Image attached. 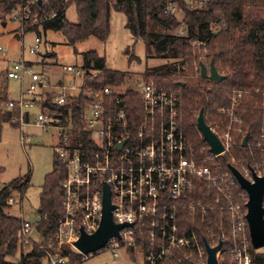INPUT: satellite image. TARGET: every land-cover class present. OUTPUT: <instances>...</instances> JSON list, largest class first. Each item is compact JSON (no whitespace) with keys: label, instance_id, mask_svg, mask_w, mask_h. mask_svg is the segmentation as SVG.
<instances>
[{"label":"built area","instance_id":"obj_1","mask_svg":"<svg viewBox=\"0 0 264 264\" xmlns=\"http://www.w3.org/2000/svg\"><path fill=\"white\" fill-rule=\"evenodd\" d=\"M36 1L23 0L13 12L22 35L25 26L42 22L34 15ZM208 1L186 0V7L191 11L203 9ZM167 12L177 14L179 10L172 7ZM40 42L37 36L31 53L38 51ZM0 52L5 54L2 48ZM6 75L21 84L19 97L6 105L19 113L15 120L19 122L22 145L30 141L23 130L27 125L52 134L56 139V161L65 170L61 185L64 217L56 233L58 247L49 264H66L64 247L76 250L84 261L92 255L81 254L74 243L81 230L93 235L99 229L105 185L110 189L114 223L132 227L122 229L119 237L112 238L96 253L109 250L117 259L121 250L140 249L144 264H207L206 241L202 242L195 232H186L179 224L183 212L194 214L201 210L205 220L207 208L196 200L204 185L214 192L216 204L223 202L221 210L226 212L231 226L233 248L227 251L223 247V235L218 264H252L247 208L242 205L244 196L236 194L240 186L230 170L224 171L216 163L238 143L235 136L242 133L244 123L239 109L250 91H232L227 97L229 106L218 109L223 117L221 125L210 128L222 143L224 153L214 156L208 145L196 153L182 129L183 97L177 87L143 77L131 85H89L87 81L100 73L83 66L63 67L62 76L53 82L47 70H37L24 58L10 66ZM199 76L203 79L200 66ZM34 110L37 112L32 120ZM263 141L264 127L257 144L264 159ZM263 168L264 160L251 168L242 167L240 173L253 182L254 175L263 176ZM17 203L10 199V204ZM210 209L215 210V206ZM32 229V223L25 221L19 235L24 249L31 245ZM178 254L184 255L183 260ZM132 260L135 262L136 258Z\"/></svg>","mask_w":264,"mask_h":264},{"label":"trees","instance_id":"obj_2","mask_svg":"<svg viewBox=\"0 0 264 264\" xmlns=\"http://www.w3.org/2000/svg\"><path fill=\"white\" fill-rule=\"evenodd\" d=\"M22 3L23 0H0V20L11 15ZM70 5L75 7L78 23L67 20ZM172 7L184 13L182 22L177 20V14L167 12ZM113 10L126 16V28L133 38L144 41L149 57L164 61L161 66L145 72V77L152 74L163 78L176 77L185 66L192 69L194 62L200 66V63L208 65L212 60L225 77L222 82L214 83L200 77L197 80L186 78L181 71V78L166 85L182 91V129L196 153L208 147L196 127L199 113L203 112L208 126L221 125L223 117L218 109L229 106V94L234 90L251 92L243 98L239 109L244 123L242 133L235 136L238 143L229 153L219 157L217 163L224 171H229V166L241 171L242 167L261 164L264 159L257 144L264 127V0H209L205 8L194 11L187 9L186 0H42L41 3L36 1L34 9V15L42 22L33 27L25 26L23 31L36 32L38 36L41 31L62 32L72 47L90 38L105 41L110 34ZM182 25L185 26L182 35L176 34ZM194 43L204 45L209 53L201 58L192 48ZM83 67L100 73L87 81L89 85L104 87L132 83L128 74L108 69L105 59L94 51L83 54ZM7 80V75L2 80L0 74V141L4 125L17 127L14 120L19 117L17 110L4 107L9 100ZM40 104L44 111V102ZM247 132L249 142L243 147L240 140ZM2 172L0 166V175ZM64 178L65 170L55 160L54 169L46 176L40 193L38 221L32 226L41 240L28 252L24 251L19 237L25 220L9 215L7 210L14 194L23 198L29 175L18 177L0 189V264H49L58 247L56 233L64 217L61 191ZM201 187L202 194L196 200L207 208L205 220L201 210L194 214L183 212L180 226L188 233L195 232L202 242L220 243L224 235L227 241L223 242V247L232 245L231 226L226 212L221 210L223 202L216 204L214 192L206 190L204 185ZM236 191L244 196L242 205L245 207V192L241 188ZM214 206L215 210H211ZM129 253L132 255L133 250L130 249ZM250 253L252 264H264V253L253 249ZM16 257L18 261L11 260ZM63 257L66 264H84L82 256L69 247L63 248ZM178 257L183 260L184 255L178 254ZM182 263L190 264V261Z\"/></svg>","mask_w":264,"mask_h":264},{"label":"rangeland","instance_id":"obj_3","mask_svg":"<svg viewBox=\"0 0 264 264\" xmlns=\"http://www.w3.org/2000/svg\"><path fill=\"white\" fill-rule=\"evenodd\" d=\"M13 14L8 15L4 20H0V48L5 51V54L0 52L2 80H5L7 69L24 58L26 61L39 60V63L35 64L37 70L43 67L44 69H52L54 74H52L51 80L54 82L62 76L63 67H82L83 54L90 51L97 52L100 57H103L108 69L128 74L131 77V82H136L141 77L147 80L152 78L158 84L166 86L181 78L182 75L179 74L181 71L187 75L186 78L197 80V77H200L199 66L194 60L192 61L194 62L192 69L190 66H185L176 77L163 78L153 74L145 77L143 75L145 72L161 66L164 61L149 57L144 41L133 38L126 28L127 19L122 12L112 11L110 34L105 41L90 38L72 47L68 45L62 32L47 31L45 33L41 31V36H39L41 42L36 53H31L30 50L36 45L38 34L28 32L22 35L20 24L13 19ZM66 16L69 22L78 23V16L73 5L68 7ZM176 17L179 22H182L185 15L179 11ZM184 27L182 25L176 34L182 35ZM16 35H19V38ZM192 48L201 55V58L209 53V50L201 44H193ZM7 84L9 100H16L19 97L21 84L14 80H7ZM4 107L9 109L6 104ZM36 112L37 110L31 112L32 120H34V113ZM14 123L17 127L11 124L4 125L0 141V166L3 168L0 175V189L18 177L29 175L22 202H20V195L14 194L13 198L18 203L11 204L7 213L13 217L22 218L32 223L33 226L38 221L42 186L46 176L54 169L56 139L52 134H45L41 129L27 125L23 130L29 136L30 141L24 146L20 141L19 122L14 120ZM261 173L264 175V168L261 169ZM40 240L37 232L32 229L30 232L31 245L27 249L23 248L24 251H30L34 243H40ZM230 248H233V241L232 245L225 247L227 251ZM69 249L77 253L76 250ZM258 252L264 253V248ZM132 258H136V261L134 262ZM11 260L18 261V257ZM83 262L84 264H144V257L140 249L133 251L132 255H130L129 250H121L119 258L115 259L108 250L104 253H94L87 261L83 260Z\"/></svg>","mask_w":264,"mask_h":264},{"label":"water","instance_id":"obj_4","mask_svg":"<svg viewBox=\"0 0 264 264\" xmlns=\"http://www.w3.org/2000/svg\"><path fill=\"white\" fill-rule=\"evenodd\" d=\"M37 1L38 3L42 2V0ZM16 37L19 38V35H16ZM200 75L203 79L216 83H220L225 79L216 69L214 60H212L208 66L204 63H200ZM179 86L183 87L184 83H179ZM196 125L204 142L209 146L210 153L214 156H221L224 153V147L217 135L211 130L210 126L205 123L202 111L199 113ZM248 138L249 132H247L243 138V147H246ZM121 146L122 144L119 145V147ZM229 170L240 188L248 197V202L246 204V220L249 227L252 248L255 251L261 250L264 248V175L262 177L254 175L253 182H251L233 166H229ZM113 210L114 207L111 204L110 189L105 185L103 215L99 229L93 235H87L81 230L79 240L74 243V247L81 254L87 256L100 251L112 238L119 237L122 229L132 227L130 224H115L112 219ZM205 247L208 256L207 264H218L217 253L221 250L222 243L220 242L217 246L211 247L205 242Z\"/></svg>","mask_w":264,"mask_h":264},{"label":"crops","instance_id":"obj_5","mask_svg":"<svg viewBox=\"0 0 264 264\" xmlns=\"http://www.w3.org/2000/svg\"><path fill=\"white\" fill-rule=\"evenodd\" d=\"M16 33H17V32H16ZM27 62L30 63V64H34V65H35L36 63H39V60H37V59H36V60H33V61H28V60H27ZM40 69H44V67H43V68H40ZM44 70H47V72H48L49 74H51L50 77L52 76V74H54L52 69H49V68H48V69H44Z\"/></svg>","mask_w":264,"mask_h":264}]
</instances>
